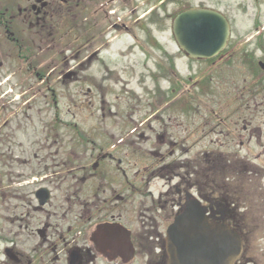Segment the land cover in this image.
<instances>
[{"label":"flooded vegetation","instance_id":"af4514ba","mask_svg":"<svg viewBox=\"0 0 264 264\" xmlns=\"http://www.w3.org/2000/svg\"><path fill=\"white\" fill-rule=\"evenodd\" d=\"M164 2L177 5L162 21L185 63L179 68L178 55L167 54V64L155 63L161 76L150 77L157 84L151 115L118 130V141L65 151L62 94L50 81L62 87L76 79L64 73L70 62L75 70L105 68L102 54L121 37L166 53L158 39L166 32L158 20ZM185 4L0 0V221L8 225V264H166L167 231L192 202L241 237L234 264L260 263L249 243L264 241V29L233 40L228 17L216 10L230 26L227 44L211 59L191 60L171 31L179 13L195 8Z\"/></svg>","mask_w":264,"mask_h":264},{"label":"rangeland","instance_id":"374dc122","mask_svg":"<svg viewBox=\"0 0 264 264\" xmlns=\"http://www.w3.org/2000/svg\"><path fill=\"white\" fill-rule=\"evenodd\" d=\"M188 4L190 7L204 6L225 14L231 24L233 40L248 38L255 29H264V0H178ZM159 28L165 33L158 35L160 45L166 53L146 51L133 45L131 37H121L113 42L109 54H102L105 68L100 63L94 64L89 71L74 69V62L69 63V69L64 67V73L73 72L75 78L65 79L62 87H57L53 80L50 87L56 89L57 109L59 119L64 125L63 143L70 151L68 145L77 144L82 150L83 147L90 148L91 141L99 143L107 141H118L120 133L118 130L129 131V126H135L140 119H146L151 115V105L154 93H157V84L150 78L156 73V62L159 65L167 64V56L178 55L174 48L173 40L169 35V21H162L175 7L164 2L159 6ZM166 7V8H164ZM180 7H183L180 6ZM122 54L119 50L124 48ZM147 50V49H146ZM66 58L68 54H65ZM179 59L176 65L181 68L185 60ZM66 63V60H65ZM152 72V73H150ZM167 74V73H165ZM93 77L94 80L86 81L83 78ZM54 78V76H53ZM160 89L166 87L164 82L159 81ZM62 89V92H60ZM50 92L48 91V95ZM49 113L47 121L50 123L55 109L51 107L50 95L47 98ZM150 122V121H149ZM147 124V123H145ZM151 124V123H150ZM76 126V129H73ZM77 132L79 135H76ZM75 136H79L75 138ZM110 137H114L110 140ZM84 143V144H83ZM69 145V146H70ZM7 223L0 221V264H8L4 255L5 249L9 246L7 234ZM250 249L253 256L264 264V241L252 240ZM258 264V263H257Z\"/></svg>","mask_w":264,"mask_h":264},{"label":"water","instance_id":"95a60500","mask_svg":"<svg viewBox=\"0 0 264 264\" xmlns=\"http://www.w3.org/2000/svg\"><path fill=\"white\" fill-rule=\"evenodd\" d=\"M171 31L178 49L191 60L215 57L230 37L227 20L207 8L195 7L179 13L172 21ZM125 237L129 245L126 232L122 235ZM112 243L114 246V240ZM165 250L166 264H234L241 253V237L228 226L209 221L192 202L169 227Z\"/></svg>","mask_w":264,"mask_h":264}]
</instances>
